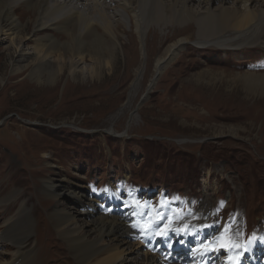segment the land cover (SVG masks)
I'll list each match as a JSON object with an SVG mask.
<instances>
[{"label": "rangeland", "instance_id": "1", "mask_svg": "<svg viewBox=\"0 0 264 264\" xmlns=\"http://www.w3.org/2000/svg\"><path fill=\"white\" fill-rule=\"evenodd\" d=\"M218 6L219 3L214 4V8ZM127 21V32L121 34V39L125 49L137 59L131 72L119 53L115 69L107 67L102 76H91L86 71L85 77L76 80L68 70L53 82L33 80L28 73L14 74V36L2 35L0 241L9 225L11 229H21L30 224L34 230L40 198L49 201L60 198L72 210L80 209L71 197L45 194L42 185H36L38 181H15L13 185L18 191L14 195L9 191L11 183L2 186L12 157L16 155L26 171L36 158L42 162L43 153L48 151L56 157L51 176L65 175L73 183L83 185L90 198L104 202L112 212L130 211L134 216L130 219L131 226L140 223L137 212H142L145 217L142 222L151 229L148 216L151 206L154 207L153 226H163L183 207L184 211L162 230H151L154 233L150 232L153 238L149 237V244L156 242L154 236L158 232L170 233L172 237L187 227L192 235H197L202 226L215 227L219 222L218 230L225 232L216 230L215 235L228 234L230 241L242 239L246 246L251 245L256 256L258 246L264 247V96H248L239 86L212 84L195 75L210 65L235 71H264L263 50L249 48L245 53L236 54L237 49L230 47L227 58L224 48L187 42L159 73L146 95L157 75L156 60L165 49L162 34L172 35L174 30L157 29V35H151L146 41L143 58L140 43L133 47L130 17ZM44 31L45 34L55 32ZM197 31L196 23L192 32L196 35ZM184 53L187 55L180 65L178 61ZM90 66V60L83 61L79 70ZM137 67L143 70V77L133 82L134 77H129V73L134 74ZM32 171H26V179H30ZM88 182L98 196L112 189L110 199L90 196ZM23 186L29 189L32 198H28L26 206H16L12 201ZM103 205L104 212L109 211ZM19 208H24V214L19 213ZM144 224L140 223L142 227ZM31 236L30 248L36 244L35 236ZM138 236L129 238L131 243L137 242ZM253 239L258 243L254 244ZM118 247L126 250V254L134 253L127 244ZM15 249L8 241L0 245V253L7 259ZM142 251L161 252L165 256L163 249L145 245ZM234 251L238 253L231 257L232 264L241 259L240 250ZM223 254L219 252L215 256L219 259ZM61 255L65 256L62 261ZM188 257L191 255L184 253L170 261H186ZM260 259L264 263V254ZM49 261L48 264H71L76 258L62 249L53 252Z\"/></svg>", "mask_w": 264, "mask_h": 264}, {"label": "bare ground", "instance_id": "2", "mask_svg": "<svg viewBox=\"0 0 264 264\" xmlns=\"http://www.w3.org/2000/svg\"><path fill=\"white\" fill-rule=\"evenodd\" d=\"M216 3H219L218 8H214ZM241 3L245 6L242 7ZM128 16L132 23L129 31L132 32L133 47L140 43L143 58L146 57V41L151 35H157L158 30L163 32L167 28L174 30L172 35L162 34L161 40L166 45L156 60L157 75L178 56L187 42L224 48L227 58L230 47L237 49L234 50L236 54L245 53L249 48L264 52V0H0V41H3V34L14 36V74L21 76L28 73L39 82L56 81L67 70L75 80L85 77L86 71L91 76H102L107 67L115 69L119 53L124 56L131 72L137 59L125 49L121 39V34L127 32ZM196 23L198 31L194 35L192 28ZM46 29L55 32L45 34ZM32 43L33 47H29ZM186 55L180 56L178 64L184 63ZM88 60L92 66L79 70L81 62ZM149 60L150 57L148 63ZM142 72L141 67H137L134 74L129 73V77L133 76V82H138L143 77ZM195 76L212 84L220 82L235 88L239 86L248 96H264L263 70L235 71L210 65ZM154 80L150 90L155 84ZM245 114L250 115L248 111ZM15 157H12L2 182V186L6 183V187L7 183L12 184L10 193L14 195L13 192L18 189L13 185L15 181H38L36 185H42L45 194L57 198L71 197L80 209L72 210L60 198L54 201L37 200L40 211L35 217L34 230L30 224L21 229H11L12 225L6 227L7 232L0 245L8 241L16 249L9 259L0 253V264H48L51 254L62 249L65 253L74 254L76 261L71 264H199L200 258L195 256L196 253L186 261H170L161 252L142 251L144 245H150L149 237L153 238L150 232L153 231L148 228L143 232L138 223L131 226L130 219L134 216L130 211L104 212L101 208L103 204L90 198L86 187L73 183L65 175L51 176L50 169L55 166L56 159L54 154L45 151L42 162L36 158L30 167L27 164L26 171L33 170L30 179H26L25 167L23 169L22 162ZM22 188L12 201L16 206H26L32 198L29 189L25 186ZM5 195L7 197L8 194ZM19 213L24 214V208H19ZM136 232H143V240L138 238L137 242L131 243L129 238L138 236ZM32 234L36 244L30 248L28 243L32 240ZM160 234L156 233L154 239L157 240ZM165 234V241L170 242L171 234ZM212 242H216L219 248L226 243L222 237ZM126 244L134 252L132 255L118 247ZM225 250L219 259L204 250V260L208 258L213 263L225 261L232 264L231 257L238 252L234 251L233 245ZM256 251L259 253V250ZM64 257L60 256L61 261Z\"/></svg>", "mask_w": 264, "mask_h": 264}, {"label": "water", "instance_id": "3", "mask_svg": "<svg viewBox=\"0 0 264 264\" xmlns=\"http://www.w3.org/2000/svg\"><path fill=\"white\" fill-rule=\"evenodd\" d=\"M157 77H158V75L156 76V79H157ZM156 79H155V80H156ZM155 80H154V81H155ZM153 83H154V82H153ZM150 87H151V85H150ZM149 91H150V89L146 92V95H148Z\"/></svg>", "mask_w": 264, "mask_h": 264}, {"label": "snow or ice", "instance_id": "4", "mask_svg": "<svg viewBox=\"0 0 264 264\" xmlns=\"http://www.w3.org/2000/svg\"><path fill=\"white\" fill-rule=\"evenodd\" d=\"M135 226V225H134Z\"/></svg>", "mask_w": 264, "mask_h": 264}]
</instances>
